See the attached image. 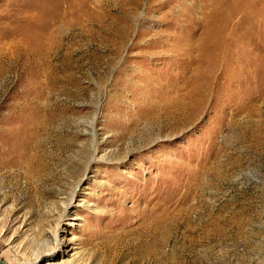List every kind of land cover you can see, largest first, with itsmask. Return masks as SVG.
<instances>
[{
    "label": "rangeland",
    "instance_id": "obj_1",
    "mask_svg": "<svg viewBox=\"0 0 264 264\" xmlns=\"http://www.w3.org/2000/svg\"><path fill=\"white\" fill-rule=\"evenodd\" d=\"M0 258L264 264V0H0Z\"/></svg>",
    "mask_w": 264,
    "mask_h": 264
},
{
    "label": "bare ground",
    "instance_id": "obj_2",
    "mask_svg": "<svg viewBox=\"0 0 264 264\" xmlns=\"http://www.w3.org/2000/svg\"><path fill=\"white\" fill-rule=\"evenodd\" d=\"M62 216H63V215H62ZM56 232H57V230H54L53 233H52V236H53L55 239H56V236H57V235H56Z\"/></svg>",
    "mask_w": 264,
    "mask_h": 264
},
{
    "label": "water",
    "instance_id": "obj_3",
    "mask_svg": "<svg viewBox=\"0 0 264 264\" xmlns=\"http://www.w3.org/2000/svg\"><path fill=\"white\" fill-rule=\"evenodd\" d=\"M0 264H7L2 258H0Z\"/></svg>",
    "mask_w": 264,
    "mask_h": 264
}]
</instances>
